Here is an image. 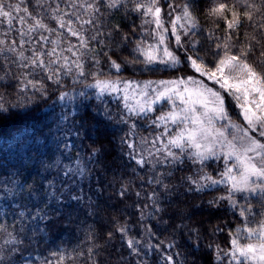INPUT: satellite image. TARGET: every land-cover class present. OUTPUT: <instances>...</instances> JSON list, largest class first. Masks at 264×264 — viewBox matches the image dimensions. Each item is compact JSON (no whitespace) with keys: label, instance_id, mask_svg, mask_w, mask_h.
Segmentation results:
<instances>
[{"label":"trees","instance_id":"16d2710c","mask_svg":"<svg viewBox=\"0 0 264 264\" xmlns=\"http://www.w3.org/2000/svg\"><path fill=\"white\" fill-rule=\"evenodd\" d=\"M0 2L13 6L20 5L21 10L12 13L14 17L25 16L22 9L28 8L29 12L37 18L42 17L44 23L51 27L56 24L50 18L51 9L55 8L57 3L63 10L76 11L68 7L66 0H41L43 7H40L37 0H23V3L21 0H0ZM165 2L175 5L172 11L173 17L182 14L181 7L185 0H161L162 4ZM209 3L210 0H196V15L200 29L194 39L200 41V55L205 63L213 64L216 60L211 48L213 42L206 38L208 30L213 29L212 20L205 15ZM101 11L103 15L100 16L98 24L100 31L105 35L99 39L105 41V44L95 45L96 51L101 52V48L104 51L110 49V55L120 62L131 60L135 40L137 38L149 40L148 37L142 36L139 14L123 8L120 10L102 8ZM219 23L220 29L215 31L223 36V21ZM117 26L119 32L116 31ZM22 27L24 26L14 19L12 29L8 32V36L4 37V31L8 30L7 24L0 23V39H6L9 43L12 40L18 41L20 39L18 29ZM89 27L85 26L86 29ZM143 31H149L148 27L145 26ZM245 31L251 33L253 29L244 24L240 29V39L234 43L244 42ZM109 32L112 33L111 38L107 35ZM40 34L39 32L31 34V47L40 48L42 51L50 49L51 44H42L39 41ZM42 34L48 36L49 40L57 39L55 34ZM87 34H90V31ZM124 34L130 35L131 43L120 41V37ZM168 38H173L170 33ZM68 39L76 43L75 38ZM66 46L62 42L60 48ZM28 47L26 44L25 48ZM170 47L175 49L176 45L171 43ZM179 51L183 57L184 50ZM6 55L7 60L0 56V78H2L0 105L14 115L0 122V255L5 259L14 261V264H47L48 261L57 264L60 257H63V264H166L162 255L167 251L172 254L175 264H226V257L221 255L217 258V246L227 250L230 247L229 233L234 232L238 226L242 227L245 218L253 222L264 219V199L258 197L245 199L234 194L237 202L235 208L227 200H221L218 205L210 206L208 203L210 200L226 195L227 189L224 185L209 188L203 193L192 196L174 195L171 197V203L163 201L166 209L164 219L168 221L167 224L158 223L157 219L147 215L144 219L140 217L141 210L146 214L152 212L149 196L154 190L161 192V188L159 185L148 183L149 178L154 175L151 163H146L142 168L136 165L128 155L133 149H129L127 143H122V140L134 144L135 151L148 158L152 146L150 143H144L143 139L147 138L150 142L162 131V128L153 127L150 120L160 114V110L167 112L170 108L166 102H163L155 107L157 111L150 113L147 119L128 118L127 124L120 123L119 118L122 115L126 116L122 101L111 95L98 99L95 88L87 87L95 82L90 74L99 71L100 79L111 77L144 82L172 80L189 75L197 80H205L192 69L179 65L177 67L182 70L176 71L165 65H152L153 69L158 70L142 71L144 67L142 64H124L121 73L116 74L109 68L106 63L107 58L101 53L98 57L101 61L99 65H95L91 59L85 57V77H77L73 69L71 73L61 75L59 86L48 81L41 72L28 75L27 79L43 81L48 89L45 98L31 86L25 91L20 90L21 85L17 76L21 75L22 70L14 62L15 58L12 54ZM25 55L30 56L31 52L25 51ZM64 55L71 57V53L65 52ZM74 77L80 82L75 83ZM61 92H67L69 98L58 101L57 96ZM81 92L86 93L88 98L79 95ZM227 102L226 100L228 112L235 120L237 112ZM85 105L89 107L85 108ZM105 105L113 116L112 124L108 129H104L99 120L93 119L92 116L98 107L103 108ZM77 110V120L83 123V127H80V123L75 125L80 129L79 137L75 134H66L73 127L72 119L67 121L66 126L58 123L63 113H77ZM132 124H135V128L130 127ZM95 127H99L100 131L93 132L92 129ZM172 131L174 132L175 129L172 128ZM66 142L71 144L70 148H65ZM99 144H102L105 150L104 159L89 162L88 158L93 148ZM37 149L39 159H37ZM42 163L47 167H43ZM79 167L90 169L86 177L64 175L69 168L75 173ZM197 167L199 166L189 163L182 170L174 171L171 176L166 177L165 183L170 187L179 186L181 178L194 175ZM222 169L221 162L210 161L206 171L213 177L219 178L218 172ZM157 171L166 172V166L157 165ZM47 182L55 185L57 194L67 187L81 194L84 199L79 205L76 202H72L70 207L65 205L62 215L53 214L46 225H39L43 231H37L33 235L34 222L30 221L28 216L34 212L36 204L42 202L43 186ZM21 185H25L23 191H20ZM125 187L126 193L123 196L119 195L121 189ZM180 191L183 193V188ZM34 192L40 193L39 201L29 198ZM137 192L140 193L139 197L136 195ZM161 199L163 200L162 192ZM56 207L53 202L49 210ZM249 207L251 213L247 212ZM242 209L246 212L245 217L239 214ZM20 211L25 212V217H18ZM125 223L129 230L128 236L122 237L116 232L115 226ZM177 224L187 225V229H176ZM146 226L152 227L154 236L147 232ZM22 227L24 231L21 230ZM192 228L199 230V251L193 250L189 239L191 235L189 230ZM215 229H223V231H214ZM109 232L112 233L111 238ZM14 237L24 238V243L18 245L23 251L8 254L7 249L10 245L5 242ZM132 237L141 241L137 246L140 249L139 255L134 254L127 247L126 240ZM29 240H33V243L29 244ZM160 241H164L165 245L175 241L176 247L165 248L164 245H160L157 249L156 245ZM241 242H244L243 239ZM149 244L152 245L151 249L148 247ZM177 253L180 255L177 256ZM18 256H23L25 259H17Z\"/></svg>","mask_w":264,"mask_h":264},{"label":"snow or ice","instance_id":"6c2138e0","mask_svg":"<svg viewBox=\"0 0 264 264\" xmlns=\"http://www.w3.org/2000/svg\"><path fill=\"white\" fill-rule=\"evenodd\" d=\"M66 2L69 8L76 11L63 10L57 3L55 8L51 9L50 18L56 22L54 27L44 23L42 17L34 16L28 8L22 9L25 16L14 17L13 11L19 12L20 5L13 6L0 2V23H6L8 29L4 31V37H7L12 29L14 19L24 26L18 29L20 37L18 41L12 40L9 43L6 39H0V56L7 60L6 54H12L15 58L14 62L22 70L21 75L17 76L21 91L31 86L46 98L48 89L43 81L27 79L28 75L41 72L48 81L59 86L61 75L71 73L73 69L77 77H85V57L91 59L95 65H99L101 61L98 57L102 53L107 58V65L116 74L121 73L124 64H142L144 65L142 71L158 70L153 69L152 65H165L181 71L182 69L177 66L183 65L184 68H190L199 76L219 85L223 93L231 96L241 109L243 126L232 121L224 94L207 87L203 81L191 75L180 76L172 80L145 81L141 84L120 78L100 79L99 71L90 74L95 82L87 87L98 90V99L107 93L116 94L122 100L126 116L122 115L119 118L120 123L127 124L128 118L144 117L147 119L150 113L157 111L155 105L170 102L169 111L160 110V114L150 120L153 127L162 128V131L150 142L147 138L143 139L144 143H150L152 146L149 149L148 158L142 153L138 154L134 144L122 140V143H127L129 149H133L128 155L136 165L142 168L146 163H151L154 175L149 178L148 183L159 185L163 193L162 200L161 192L154 190L149 196L152 202V212L146 214L141 210V219L147 215L152 219H157L158 223L167 224L168 221L164 219L166 209L163 201L171 203V197L174 195L192 196L218 185H224L227 193L215 200H210L208 202L210 206H216L219 201L227 200L235 208L237 202L234 194L236 193L264 199V0H259V2L257 0H210L205 15L212 20L213 29L208 30L206 38L213 42L211 48L216 57L213 64L205 63L200 55V41L194 39L200 29L196 15V0H185L181 7L182 14L174 17L172 11L175 5L167 2L162 4L161 0H66ZM37 3L43 7L41 0H37ZM102 8L108 10L123 8L139 14L142 36L149 37L150 40L144 38L135 40L131 60L120 62L110 55V49L104 51L101 48V52L96 51L95 45L105 44V41L99 39L105 35L100 31L98 24L100 16L103 15ZM219 21H223V36L215 31V29H220ZM244 24H247L253 31L251 33L245 31L244 42L236 44L234 41L240 39V29ZM86 25L90 26L89 29L85 28ZM145 26L149 31H143ZM89 31L90 34H87ZM116 31L119 32L118 26ZM37 32L41 33L39 41L42 44L52 45L50 49L42 51L40 48L31 47V34ZM42 33L55 34L57 39L49 40V37ZM169 33L174 37V41L168 40ZM107 35L109 38L112 37L111 32ZM69 37L75 38L76 43L68 39ZM185 38L188 39L185 40ZM120 41L122 43L132 42L129 34L122 35ZM62 42L67 46L60 48ZM171 43L176 45L175 49L169 46ZM26 44L29 46L27 49ZM180 49L184 50L183 57ZM25 51H30L31 55L26 56ZM65 52L71 53V57L64 55ZM250 57L254 58L250 59ZM74 82L79 83L80 81L74 77ZM79 95L88 98L84 92ZM68 98L67 92H61L57 96L58 101H65ZM103 103L101 100V104ZM12 115L14 113L0 105V122L9 119ZM77 115L78 110L77 113H63L59 117L58 123L65 126L69 119L73 120V127L66 132L67 135L80 136V129L75 125L80 123V127H83V123L77 120ZM92 116L93 119L99 120L104 129H108L113 121V116L106 105L103 108L98 107ZM130 127L135 128V124ZM172 127L175 128L174 132ZM92 131L99 132L100 128L95 127ZM64 146L70 148L71 144L66 142ZM104 157L105 150L103 145L99 144L93 148L88 159L89 162H98ZM37 159H39L38 149ZM210 161L223 164V169L218 172L219 178L213 177L206 171ZM189 163L199 166L195 169L194 175L182 177L179 186L170 187L168 183H165L166 177L171 176L174 171L182 170ZM157 165L166 166L167 171L158 172ZM42 166L47 167L43 163ZM88 172L90 169L86 170L84 167H79L75 173L69 168L64 175L84 178ZM24 187L25 185H21L20 191H23ZM181 188H183V193L180 191ZM97 191H100L99 188ZM126 191V187L122 188L119 195L123 196ZM42 195V202L37 203L34 212L28 216V219L34 222L33 235L37 231H43L39 225H46V222L52 219L53 214L62 215L65 205L70 207L72 202L79 205L84 199L81 194L67 187L57 194V189L52 182H47L43 186ZM136 195L139 197L140 193L137 192ZM29 198L39 201L40 193L34 192ZM53 202L57 207L50 211L49 208ZM247 212L251 213V207L247 209ZM239 214L241 217L246 216L243 209ZM18 217H25V212L20 211ZM175 227L176 229H187V225L184 224H177ZM21 230L24 231V228L22 227ZM115 230L122 237L128 236L129 230L126 223L116 225ZM146 230L150 235H155L152 227L146 226ZM189 231L193 250L199 251V230L192 228ZM214 231H223V229ZM108 235L111 238L112 233L109 232ZM229 236L230 247L225 250L217 246V258L221 255L226 257V264H264V219L253 222L245 218L243 226H238L234 232L229 233ZM242 239L244 242H241ZM28 242L31 244L33 240ZM5 243L10 245L7 249L8 254L23 251L18 245L24 243V238L14 237ZM126 243L134 254L139 255L140 249L137 247L141 244L139 239L128 238ZM160 245H164L165 248L176 247L175 241L167 245L164 241H160L156 248L158 249ZM148 247L151 249L152 245L149 244ZM162 258L166 264H175L172 254L167 251ZM17 259L25 258L18 256ZM0 264H14V261L7 260L0 255ZM47 264H53V262L48 261ZM57 264H63V257L58 259Z\"/></svg>","mask_w":264,"mask_h":264},{"label":"rangeland","instance_id":"374dc122","mask_svg":"<svg viewBox=\"0 0 264 264\" xmlns=\"http://www.w3.org/2000/svg\"><path fill=\"white\" fill-rule=\"evenodd\" d=\"M149 38V37H148ZM149 40H150V38H149ZM168 40L169 41H174V37L173 38H168ZM174 44V43H173ZM175 45V44H174ZM170 46V45H169ZM205 78V77H204ZM125 80H127V79H125ZM129 80V79H128ZM198 80H200V79H198ZM133 81H136V80H133ZM136 82H138V83H144V81H136ZM155 82V81H154ZM206 85H207V87H209V88H212V89H214V90H217V91H220L222 94H224L225 95V98H226V100L228 101L227 102V104L229 103V106L231 105V107H233L234 108V110L237 112V116H235V120H233L232 118V121L233 122H235L236 124H238V125H242L243 126V117H242V115H241V109H240V107H238L237 106V104H236V102L232 99V97L231 96H229L227 93H223V90L222 89H220L219 88V85H217V84H214L211 80H207L206 78H205V80L203 81ZM96 90V93L98 92V90L97 89H95ZM105 95H109V94H107V93H105ZM104 95V96H105ZM110 96V95H109ZM111 96L114 98V97H116V98H119L116 94H111ZM122 101V100H121ZM123 103V102H122ZM163 102H161V103H159V104H157V105H155L154 107H158L159 105H161ZM167 104H168V106H169V108L171 107V105H170V102H167ZM229 113V112H228ZM230 115V114H229ZM231 117V116H230ZM171 127V126H170ZM172 128H174V127H172ZM175 129V128H174ZM235 196H237V197H245V196H247L248 198L250 197V198H252L253 196H250L249 194H242V193H236L235 194ZM247 198V199H248Z\"/></svg>","mask_w":264,"mask_h":264}]
</instances>
